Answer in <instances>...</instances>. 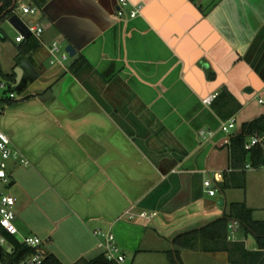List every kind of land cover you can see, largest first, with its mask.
<instances>
[{
	"label": "crops",
	"instance_id": "obj_1",
	"mask_svg": "<svg viewBox=\"0 0 264 264\" xmlns=\"http://www.w3.org/2000/svg\"><path fill=\"white\" fill-rule=\"evenodd\" d=\"M130 1L141 13L121 19L119 0H50L34 15L20 10L29 0H17L19 15L44 27L41 39L17 42L0 26V71L12 75L16 93L3 103L0 125L28 160L8 170L17 237L39 236L63 264L102 252L97 228L113 230L123 263L129 251V264H172L168 252L179 249L182 264H231L225 251L172 239L232 202L264 219V168L232 165L230 136L242 128L223 132L225 119L202 101L226 86L243 122L264 114L249 103L264 93V0ZM53 41L81 48L51 63ZM127 210L156 214L142 223ZM230 224L228 240L237 241L238 223L235 238ZM245 244L256 248L252 236Z\"/></svg>",
	"mask_w": 264,
	"mask_h": 264
},
{
	"label": "trees",
	"instance_id": "obj_2",
	"mask_svg": "<svg viewBox=\"0 0 264 264\" xmlns=\"http://www.w3.org/2000/svg\"><path fill=\"white\" fill-rule=\"evenodd\" d=\"M30 4L38 7L39 10L50 0H29ZM196 2V0H190ZM19 5L17 0H0V26L2 22L10 16L16 14ZM33 37V36H30ZM34 38V37H33ZM37 42V40H35ZM83 62L82 58H77L73 63V69L77 68ZM0 77L11 82L12 75L3 74L0 71ZM207 77L213 78V71H207ZM11 90L14 91L13 86ZM10 101V98L3 102ZM216 112L222 119H228L233 116L241 107V104L228 90L222 86L214 100L211 102ZM253 135H264V114H261L242 124V130L239 133L230 136L229 151L232 165H245L247 162L253 167H260L264 164V144H256L251 149H245V143ZM244 183H240L243 186ZM224 186H230V183H224ZM232 221L238 223L237 241L228 240L229 224ZM252 236L255 239L256 248L246 247L245 239ZM10 243L13 245L12 252L2 251V259H10L13 263L21 261L36 252H41L44 256L42 264H63L53 253L49 252L44 245L37 247L27 246L22 243L17 236L8 235ZM172 242L181 248L197 249L202 251H225L231 264H264V219L254 217V209L247 206L245 202H232L223 214L209 221L208 223L183 231L173 237ZM169 260L172 264H182L179 249H173L168 252ZM73 264H119L101 252L97 256L87 259L80 258Z\"/></svg>",
	"mask_w": 264,
	"mask_h": 264
},
{
	"label": "built area",
	"instance_id": "obj_3",
	"mask_svg": "<svg viewBox=\"0 0 264 264\" xmlns=\"http://www.w3.org/2000/svg\"><path fill=\"white\" fill-rule=\"evenodd\" d=\"M129 0H119V9L116 11V16L119 18H123L124 16L128 15L129 18H133L141 13L142 5L140 3H131L133 7L130 8L129 12L127 13L124 9V6L127 5ZM20 10L23 15H34L36 14L39 9L35 5L32 4H21ZM18 11H16V14ZM18 15V14H17ZM22 22V32L17 31L14 34V38L17 42L24 40L25 34L29 33V36H33L38 40L41 39V35L44 32V27L32 20H26L22 16L18 15ZM8 20V19H7ZM2 35L0 33V40ZM48 51L50 53V62L51 63H62L68 59L69 54L68 52L64 51L57 56L56 53L60 52V46L58 42L53 41L50 44H47ZM11 83L4 78L0 77V117L3 112V100L10 98L13 99L16 96V93L11 90ZM217 92H214L202 99L204 104L210 105L211 102L216 97ZM260 101H262L260 99ZM235 126V118L230 117L225 121L221 122L220 129L223 132H228ZM199 134L204 137L208 138L213 136L214 131H205L200 130ZM256 144H264V135H253L250 139L245 143V149L249 150ZM11 161H17L20 164H28V160L20 153L19 150L13 147V142L9 134L3 130L0 125V264H42L44 256L41 252H36L33 255L28 256L27 258L18 261L12 262L10 259H2L1 253L2 251H9L12 252L13 245L10 243L8 239V235L17 236L19 234L17 225L15 223L16 218V199L15 197L7 192V187L11 184L12 178L11 174L9 173V166ZM264 168V164L262 165ZM203 186L205 191L210 194L214 195L216 190L213 187V182L210 178H207L203 181ZM156 212H149V211H131L127 210L126 215L128 218L133 220H139L142 223L150 220ZM237 222H233L230 224V237L235 238V230ZM95 233L100 237L99 245L102 252L108 257L110 260H114L119 264H123L125 261V255L122 251L121 246L118 244L116 235L112 229L102 230L97 228ZM19 240L26 244L27 246L37 247L39 245H43V239L36 235H22Z\"/></svg>",
	"mask_w": 264,
	"mask_h": 264
},
{
	"label": "rangeland",
	"instance_id": "obj_4",
	"mask_svg": "<svg viewBox=\"0 0 264 264\" xmlns=\"http://www.w3.org/2000/svg\"><path fill=\"white\" fill-rule=\"evenodd\" d=\"M130 8H131V4H127V5H125L124 6V9L126 10V12L128 13L129 12V10H130ZM18 15L20 14V11H19V13H17ZM2 28L4 29V31L6 32V33H10L11 31H13V32H15V33H17V30L9 23V22H7V21H4V22H2ZM59 46H60V52H58V53H56L57 54V56H60V54L62 53V52H64L65 51V47H66V42H62V41H60L59 43ZM69 59L71 58V57H68ZM259 98H262L263 99V102L262 103H260L259 101H258V99ZM252 106H257V107H264V93L262 94H259V95H257V96H255V98L254 99H252L250 102H249ZM239 113H240V109L236 112V114H235V127H233L232 129H230V133H232V132H235V131H237V130H239V129H241L242 128V124H243V119L241 118V115H239ZM106 230V229H105ZM127 254H128V259H127V261L125 262V263H123V264H129L130 262H131V258L129 257V255H130V252L128 251L127 252ZM161 259V258H160ZM156 260V261H153V264L155 263V264H167V260H165L164 258H162L161 260Z\"/></svg>",
	"mask_w": 264,
	"mask_h": 264
},
{
	"label": "water",
	"instance_id": "obj_5",
	"mask_svg": "<svg viewBox=\"0 0 264 264\" xmlns=\"http://www.w3.org/2000/svg\"><path fill=\"white\" fill-rule=\"evenodd\" d=\"M45 9V8H44ZM117 9H119V5L117 4L116 5V9L115 10H117ZM109 14H111L110 12H109ZM8 22L17 30V31H20V32H22L23 30H22V22H21V19L19 18V16L17 15V14H14V15H12V16H10L9 18H8ZM14 32H11V36H14ZM25 37H29V33H26L25 34ZM80 48L81 47H79L77 44H75L74 42H70V43H68L67 45H66V47H65V51L66 52H68V54H69V56L70 57H73V56H75L76 55V53L78 52V50H80ZM203 64H207L208 66H207V68H204V70H205V72H206V75H207V71H209V70H211L212 71V69H211V66H210V64H209V61L208 60H205L204 62H201V65H203ZM245 91H247V92H252L253 91V87H251L250 85H248V86H246L245 87ZM221 204H222V199H220V201H219Z\"/></svg>",
	"mask_w": 264,
	"mask_h": 264
}]
</instances>
